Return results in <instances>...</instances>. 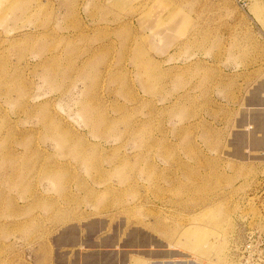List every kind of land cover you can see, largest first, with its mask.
<instances>
[{
	"label": "rangeland",
	"instance_id": "1",
	"mask_svg": "<svg viewBox=\"0 0 264 264\" xmlns=\"http://www.w3.org/2000/svg\"><path fill=\"white\" fill-rule=\"evenodd\" d=\"M103 214L264 264V0H0V264Z\"/></svg>",
	"mask_w": 264,
	"mask_h": 264
},
{
	"label": "crops",
	"instance_id": "2",
	"mask_svg": "<svg viewBox=\"0 0 264 264\" xmlns=\"http://www.w3.org/2000/svg\"><path fill=\"white\" fill-rule=\"evenodd\" d=\"M246 138L244 137V141ZM246 142V141H245ZM67 215L58 216L63 221ZM108 214L92 215L59 226L48 240L33 247L30 261L21 264H208L161 237L136 228L119 226Z\"/></svg>",
	"mask_w": 264,
	"mask_h": 264
},
{
	"label": "built area",
	"instance_id": "3",
	"mask_svg": "<svg viewBox=\"0 0 264 264\" xmlns=\"http://www.w3.org/2000/svg\"><path fill=\"white\" fill-rule=\"evenodd\" d=\"M251 220L252 221H254V222H256V223H258L259 222V225H263V224H261V223H263L264 222V214H257V215H252L251 216ZM255 225H253L251 228V230L250 231H248L247 232V234H246V237H248V243H247V245H246V247H245V250H247V249H249V248H251L252 247V245H253V240H252V238L255 236V234H256V232H258L259 234H261V235H263V233H264V229H263V231H258L257 230V228L258 227H260V226H258V227H254ZM259 236V235H258ZM258 264V263H257ZM260 264V263H259Z\"/></svg>",
	"mask_w": 264,
	"mask_h": 264
},
{
	"label": "bare ground",
	"instance_id": "4",
	"mask_svg": "<svg viewBox=\"0 0 264 264\" xmlns=\"http://www.w3.org/2000/svg\"><path fill=\"white\" fill-rule=\"evenodd\" d=\"M252 127V126H251ZM255 127V126H254ZM257 132H258V130H257Z\"/></svg>",
	"mask_w": 264,
	"mask_h": 264
}]
</instances>
